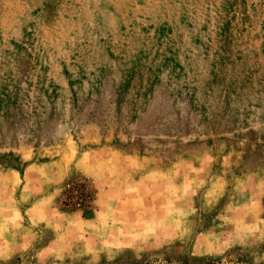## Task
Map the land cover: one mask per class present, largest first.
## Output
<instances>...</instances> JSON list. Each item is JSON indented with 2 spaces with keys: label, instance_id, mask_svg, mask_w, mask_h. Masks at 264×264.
Wrapping results in <instances>:
<instances>
[{
  "label": "rangeland",
  "instance_id": "1",
  "mask_svg": "<svg viewBox=\"0 0 264 264\" xmlns=\"http://www.w3.org/2000/svg\"><path fill=\"white\" fill-rule=\"evenodd\" d=\"M7 172L74 255L0 264H264V0H0Z\"/></svg>",
  "mask_w": 264,
  "mask_h": 264
},
{
  "label": "crops",
  "instance_id": "2",
  "mask_svg": "<svg viewBox=\"0 0 264 264\" xmlns=\"http://www.w3.org/2000/svg\"><path fill=\"white\" fill-rule=\"evenodd\" d=\"M4 174L10 181L0 190V246L3 256L10 257L31 250L33 251L31 258L34 260L52 258L67 260L68 257H72L74 250L68 243L66 229L69 226L67 220L69 211L48 208L54 201L53 194L34 199L35 193L39 191H36L31 182L26 181L30 180L27 173L22 177L23 182L19 175L8 172ZM19 188L20 194L17 196ZM32 199L34 200L31 201ZM26 203H29L28 206H22ZM19 206L24 207L23 210ZM62 212L66 216L59 221L57 213ZM70 219L76 222L82 220L77 218L74 220L72 215ZM95 221L96 218L83 219L82 224L92 225Z\"/></svg>",
  "mask_w": 264,
  "mask_h": 264
},
{
  "label": "built area",
  "instance_id": "3",
  "mask_svg": "<svg viewBox=\"0 0 264 264\" xmlns=\"http://www.w3.org/2000/svg\"><path fill=\"white\" fill-rule=\"evenodd\" d=\"M89 197H88V194L86 193V190L84 191V194L81 196V197H78L77 199H76V203H77V205L78 206H84L87 202H86V200L88 199Z\"/></svg>",
  "mask_w": 264,
  "mask_h": 264
}]
</instances>
